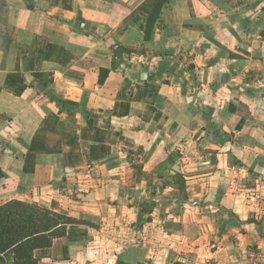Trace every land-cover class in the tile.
<instances>
[{"label":"crops","instance_id":"1","mask_svg":"<svg viewBox=\"0 0 264 264\" xmlns=\"http://www.w3.org/2000/svg\"><path fill=\"white\" fill-rule=\"evenodd\" d=\"M13 201L38 264H264V0H0Z\"/></svg>","mask_w":264,"mask_h":264},{"label":"trees","instance_id":"2","mask_svg":"<svg viewBox=\"0 0 264 264\" xmlns=\"http://www.w3.org/2000/svg\"><path fill=\"white\" fill-rule=\"evenodd\" d=\"M75 223L37 205L13 201L0 207V264H7L9 254L14 264H38L34 251L50 247Z\"/></svg>","mask_w":264,"mask_h":264},{"label":"water","instance_id":"3","mask_svg":"<svg viewBox=\"0 0 264 264\" xmlns=\"http://www.w3.org/2000/svg\"><path fill=\"white\" fill-rule=\"evenodd\" d=\"M7 264H14V256H13V254H9L8 255Z\"/></svg>","mask_w":264,"mask_h":264}]
</instances>
